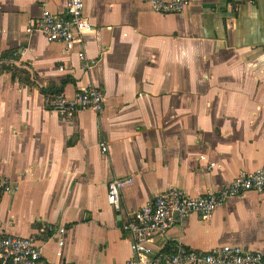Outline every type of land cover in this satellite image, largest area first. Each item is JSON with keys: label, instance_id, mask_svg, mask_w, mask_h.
I'll return each instance as SVG.
<instances>
[{"label": "crops", "instance_id": "obj_1", "mask_svg": "<svg viewBox=\"0 0 264 264\" xmlns=\"http://www.w3.org/2000/svg\"><path fill=\"white\" fill-rule=\"evenodd\" d=\"M187 1L161 14L146 0H85L94 32L68 49L27 31L68 0H0V181L12 188L0 192V235L36 236L53 264H126L129 213L264 166V0ZM89 86L106 94L101 113L51 110L53 96ZM115 178L131 179L121 211L108 202ZM177 244L264 253V195L231 198L209 220L193 214L150 247Z\"/></svg>", "mask_w": 264, "mask_h": 264}, {"label": "built area", "instance_id": "obj_2", "mask_svg": "<svg viewBox=\"0 0 264 264\" xmlns=\"http://www.w3.org/2000/svg\"><path fill=\"white\" fill-rule=\"evenodd\" d=\"M153 11L161 14H182L189 8L187 0H146ZM28 33L42 34L50 43L64 44L68 49L83 46L94 26L85 17V0H68L61 14L45 11L31 22ZM84 57V55H81ZM106 105V94L97 86L82 89L73 100L57 94L50 108L63 120H72L82 110L101 113ZM108 152V144H101ZM130 178H115L108 185V202L121 211L123 189ZM7 181H0V192H11ZM255 192L264 195V166L253 173L242 172L228 186L192 197L178 189H169L140 210L128 214L123 231L132 236V258L126 264H264V253L247 251L240 246L226 245L212 251L199 253L177 244L170 251L154 253L150 243L157 234H168L176 225L184 224L193 214L209 220L225 203L235 197ZM61 229L58 235L57 256H63L65 246ZM0 264H53L47 261L36 236L0 235Z\"/></svg>", "mask_w": 264, "mask_h": 264}]
</instances>
